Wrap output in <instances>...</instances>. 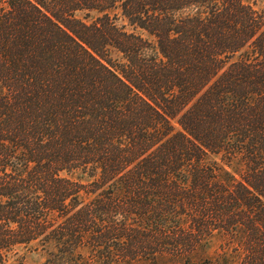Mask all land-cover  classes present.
<instances>
[{
  "label": "trees",
  "instance_id": "1",
  "mask_svg": "<svg viewBox=\"0 0 264 264\" xmlns=\"http://www.w3.org/2000/svg\"><path fill=\"white\" fill-rule=\"evenodd\" d=\"M28 247L264 264V10L0 0V264Z\"/></svg>",
  "mask_w": 264,
  "mask_h": 264
},
{
  "label": "rangeland",
  "instance_id": "2",
  "mask_svg": "<svg viewBox=\"0 0 264 264\" xmlns=\"http://www.w3.org/2000/svg\"><path fill=\"white\" fill-rule=\"evenodd\" d=\"M245 4L250 5L255 10L262 11L264 10V0H242ZM79 15H82V13H78ZM213 249L215 250L218 247L217 242L214 241ZM20 254L23 256L24 261L27 264H40L43 262V260L46 258L47 253L43 250H40L39 248L36 250H33L31 247L28 248H20L19 249Z\"/></svg>",
  "mask_w": 264,
  "mask_h": 264
}]
</instances>
